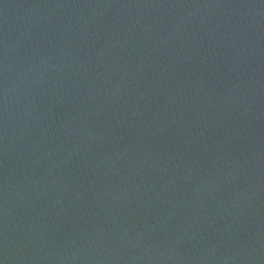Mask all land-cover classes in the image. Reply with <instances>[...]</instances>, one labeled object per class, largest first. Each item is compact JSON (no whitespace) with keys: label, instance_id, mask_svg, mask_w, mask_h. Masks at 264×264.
<instances>
[{"label":"water","instance_id":"1","mask_svg":"<svg viewBox=\"0 0 264 264\" xmlns=\"http://www.w3.org/2000/svg\"><path fill=\"white\" fill-rule=\"evenodd\" d=\"M0 264H264V0H0Z\"/></svg>","mask_w":264,"mask_h":264}]
</instances>
